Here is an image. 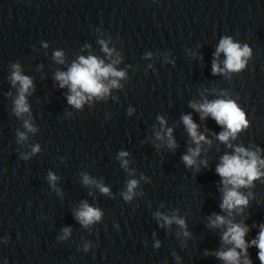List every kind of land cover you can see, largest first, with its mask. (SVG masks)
Masks as SVG:
<instances>
[{
	"label": "clouds",
	"instance_id": "obj_1",
	"mask_svg": "<svg viewBox=\"0 0 264 264\" xmlns=\"http://www.w3.org/2000/svg\"><path fill=\"white\" fill-rule=\"evenodd\" d=\"M103 43V41H101ZM47 47V44L44 45ZM104 51L111 55V51L107 45H104ZM223 52L227 59L225 61V67L229 71H238L244 66L242 57L250 55V49L247 45L243 48L238 43H233L232 39L225 37L221 40L219 47L217 48L216 55ZM54 58L58 63H64L63 53L56 51ZM118 62V61H117ZM115 63V62H114ZM14 71L11 76L13 85L17 83L20 85L18 90V96L15 99V114L21 116L29 112V107L26 102V94L29 93V89L32 87V80L25 75L21 74L20 66L15 64L12 66ZM213 73L221 71L218 65L214 62L212 66ZM125 73L123 71H116L111 64L105 66L104 62L98 60L93 56L87 58L79 57V62H74L67 72L57 71L55 79L59 81L60 87L63 88L66 85L70 86L71 95L67 97L68 103L80 108L86 99L95 97H103L108 94L110 87H117V80L112 79L108 84L103 83V80H107L109 77L123 78ZM194 109L202 112L204 116L211 115L218 124L224 125L226 131L219 134L218 139L223 142H228L229 138H235L236 133L241 130L242 126H247L245 114L238 108L235 102L228 100H216L214 102H205L203 104L191 105ZM203 118V117H202ZM164 121L161 119V124ZM183 123L186 126L188 133L192 137L193 142L197 145L196 148L189 149V154L182 157L184 163L188 167H192L196 164V157L200 154V143L205 141V137L197 132V124H195L190 115L183 117ZM25 127L29 131H35L28 121H25ZM20 139H25L24 133H19ZM168 146L170 148L175 147V141L172 139V130H167ZM158 139L162 138L157 136ZM210 143V142H209ZM231 146V145H229ZM38 146L33 148V152L38 151ZM235 155H224L221 163L216 167L217 174L222 178L224 185L223 200L220 208L227 211L231 215L234 209L247 206L248 200L244 197L238 189L241 187H247L252 184V181L258 179L264 173L259 171V167L264 166V160H260L255 152L247 151L242 147L235 149ZM121 157L127 156L126 152L120 153ZM124 165H127V161H123ZM49 179L55 181L56 177L52 174L49 175ZM85 184H91V181L87 176L84 177ZM137 186L136 180H131L128 183V191L124 194L126 200L131 199L133 190ZM102 193L107 194L109 189L101 184H97ZM76 218L84 226L90 225L95 221L100 220L101 212L99 209L89 206L86 202L83 203L81 209L76 212ZM167 224L177 223L182 228L185 227L183 219L177 217H162ZM210 219V227L226 226V230L223 232L222 239L225 244L233 245L226 251H219L216 253L218 258L224 260L226 264H241V256H243L242 264H251L248 257L249 243L245 241V236L249 229L247 226L233 223L232 220L227 219L225 216L215 215V218ZM70 230L65 229L67 234ZM188 235L187 232L184 233ZM158 246V245H157ZM251 246H255L259 249L258 258L261 264H264V225L260 227L259 235L256 239L251 241ZM239 249L240 251H237Z\"/></svg>",
	"mask_w": 264,
	"mask_h": 264
}]
</instances>
